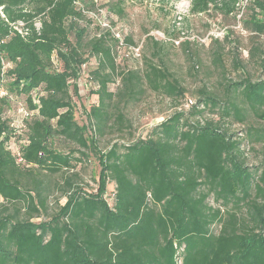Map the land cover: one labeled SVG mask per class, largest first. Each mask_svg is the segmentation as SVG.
I'll use <instances>...</instances> for the list:
<instances>
[{
    "label": "trees",
    "instance_id": "trees-1",
    "mask_svg": "<svg viewBox=\"0 0 264 264\" xmlns=\"http://www.w3.org/2000/svg\"><path fill=\"white\" fill-rule=\"evenodd\" d=\"M83 1L0 0V83L7 89L0 96V264H264V165L246 164L243 148L248 138L264 142V130L250 123L264 121V79H226L224 97L203 86L195 101L167 67L149 62L143 74L121 71V88L113 91L115 56L109 34L98 36L91 47L98 67L90 74L98 102L88 113L98 128L113 118L126 126L124 109L145 93V83L178 101L149 135L103 151L77 121L73 101L90 59ZM241 2L191 0V11L214 6L235 14ZM251 5L252 28L264 33V0ZM19 20L26 34L12 26ZM181 100H193L190 110ZM14 101L33 113L24 134L7 115ZM206 109L215 116L203 118ZM234 123L248 124L244 136L231 131ZM58 137L97 156L98 188L86 193L68 178L66 202L37 221L48 211V193L26 175L58 173L81 159L58 150ZM13 142L19 154L8 148Z\"/></svg>",
    "mask_w": 264,
    "mask_h": 264
},
{
    "label": "rangeland",
    "instance_id": "rangeland-1",
    "mask_svg": "<svg viewBox=\"0 0 264 264\" xmlns=\"http://www.w3.org/2000/svg\"><path fill=\"white\" fill-rule=\"evenodd\" d=\"M78 6L83 9L85 17L81 24L87 26L83 49L87 56L90 54V59L83 65L78 80L79 96L73 95L75 115L80 124L88 127L87 134L98 138L103 151L115 143L127 144L146 137L155 124L176 110L178 101L147 88L145 83V93L124 109L126 126L121 127L113 118L107 125L98 128L88 116L91 106L98 102V96L92 93L97 85L90 75L98 67L99 57L91 55L92 43L98 36L109 34L107 45L112 47L116 65L113 81L109 84L113 91L121 88V71L133 70L143 74L149 62L167 67L187 87L186 96L195 101L203 86L224 97L226 79H264V33L252 28L254 11L251 0H242L240 10L235 14H225L214 6L206 12H193L191 0H85ZM72 38L75 39L74 36ZM155 40L159 42L158 47L154 45ZM237 56L241 61L239 64ZM183 103L181 108L190 110L192 106L185 101ZM20 109L14 101L7 110V115L13 117L16 124L22 121ZM211 116L215 115L208 109L202 115L203 118ZM250 123L264 130L262 120L252 118ZM247 125L234 123L230 129L244 136L242 129ZM248 140L243 146L246 164L263 166L264 142ZM54 142L58 150H73L72 155L81 159L73 161L75 167L58 173L35 170L32 176L26 175L29 183L48 193V211L34 218L37 221L47 220L66 202L68 178L73 180L74 189L80 187L87 193L96 192L98 188L101 166L97 156L90 152L82 155L76 150L80 149L78 146L60 137ZM113 188L114 184H108L105 193L108 198H112ZM209 201L219 205L213 198ZM27 213V208L23 206L22 216H28Z\"/></svg>",
    "mask_w": 264,
    "mask_h": 264
},
{
    "label": "built area",
    "instance_id": "built-area-1",
    "mask_svg": "<svg viewBox=\"0 0 264 264\" xmlns=\"http://www.w3.org/2000/svg\"><path fill=\"white\" fill-rule=\"evenodd\" d=\"M12 26L18 30L21 34H26L28 29L25 27V23L21 20L17 21V22H14L12 24ZM36 26L39 28L40 27V22H37L36 23ZM7 94V89L6 87L3 85V83L1 82L0 83V96H5ZM193 102V100H189V102L187 103V105L191 104ZM21 109V116H22V121L18 124V129L20 130L22 127L25 128L26 124L24 123V120L25 119H30L32 116H33V113H31L28 109H26L25 107L23 106H20ZM22 126V127H21ZM21 131V130H20ZM15 142L13 143H10L8 145V148L11 149L12 151H15L17 152V154H19V150L18 148L15 147ZM22 161V158L19 157L18 158V162H21Z\"/></svg>",
    "mask_w": 264,
    "mask_h": 264
}]
</instances>
